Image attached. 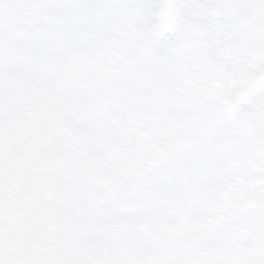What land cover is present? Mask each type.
Instances as JSON below:
<instances>
[{
	"label": "clouds",
	"instance_id": "9594fccd",
	"mask_svg": "<svg viewBox=\"0 0 264 264\" xmlns=\"http://www.w3.org/2000/svg\"><path fill=\"white\" fill-rule=\"evenodd\" d=\"M260 98L264 3L0 0V264H264Z\"/></svg>",
	"mask_w": 264,
	"mask_h": 264
},
{
	"label": "rangeland",
	"instance_id": "374dc122",
	"mask_svg": "<svg viewBox=\"0 0 264 264\" xmlns=\"http://www.w3.org/2000/svg\"><path fill=\"white\" fill-rule=\"evenodd\" d=\"M21 2H24V0H21ZM237 2L260 5L261 3H264V0H237ZM256 11H259V9H256ZM253 115L257 120L264 119V98H260L256 101Z\"/></svg>",
	"mask_w": 264,
	"mask_h": 264
}]
</instances>
